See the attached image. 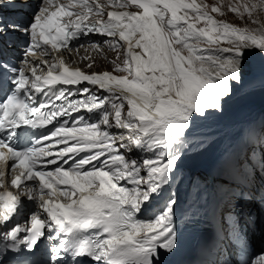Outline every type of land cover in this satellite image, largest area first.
<instances>
[{
  "label": "snow or ice",
  "instance_id": "6c2138e0",
  "mask_svg": "<svg viewBox=\"0 0 264 264\" xmlns=\"http://www.w3.org/2000/svg\"><path fill=\"white\" fill-rule=\"evenodd\" d=\"M228 12L250 24L217 18ZM262 14L264 0H38L24 24L0 15V264H35L45 241L44 264H170L177 199L154 205L193 130L264 87V63L249 64L264 57ZM81 40L116 51L113 70L59 55ZM203 209L222 253L202 264H264L249 235L264 232V123L225 148Z\"/></svg>",
  "mask_w": 264,
  "mask_h": 264
},
{
  "label": "rangeland",
  "instance_id": "374dc122",
  "mask_svg": "<svg viewBox=\"0 0 264 264\" xmlns=\"http://www.w3.org/2000/svg\"><path fill=\"white\" fill-rule=\"evenodd\" d=\"M260 18H261L262 20H264V19H263V18H264V14H262ZM248 22H250V21H248Z\"/></svg>",
  "mask_w": 264,
  "mask_h": 264
}]
</instances>
